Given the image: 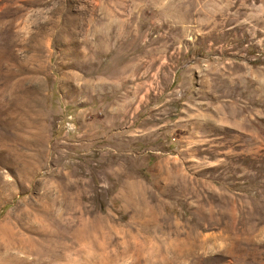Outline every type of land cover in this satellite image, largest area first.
Returning a JSON list of instances; mask_svg holds the SVG:
<instances>
[{"label": "rangeland", "instance_id": "rangeland-1", "mask_svg": "<svg viewBox=\"0 0 264 264\" xmlns=\"http://www.w3.org/2000/svg\"><path fill=\"white\" fill-rule=\"evenodd\" d=\"M0 264H264V0H0Z\"/></svg>", "mask_w": 264, "mask_h": 264}]
</instances>
